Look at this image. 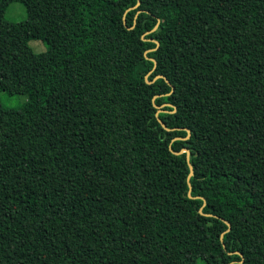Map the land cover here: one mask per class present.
Wrapping results in <instances>:
<instances>
[{
	"label": "trees",
	"instance_id": "trees-1",
	"mask_svg": "<svg viewBox=\"0 0 264 264\" xmlns=\"http://www.w3.org/2000/svg\"><path fill=\"white\" fill-rule=\"evenodd\" d=\"M137 2L0 0V264H264V0Z\"/></svg>",
	"mask_w": 264,
	"mask_h": 264
},
{
	"label": "rangeland",
	"instance_id": "rangeland-1",
	"mask_svg": "<svg viewBox=\"0 0 264 264\" xmlns=\"http://www.w3.org/2000/svg\"><path fill=\"white\" fill-rule=\"evenodd\" d=\"M6 17L10 21H23L27 18V9L24 3L14 2L10 5L7 10ZM30 46L35 52H44L47 50V44L40 39H31L29 42ZM2 102L10 107H17L28 100L27 94H14L10 95L6 91L1 92ZM198 264H202L201 261Z\"/></svg>",
	"mask_w": 264,
	"mask_h": 264
},
{
	"label": "water",
	"instance_id": "water-1",
	"mask_svg": "<svg viewBox=\"0 0 264 264\" xmlns=\"http://www.w3.org/2000/svg\"><path fill=\"white\" fill-rule=\"evenodd\" d=\"M141 4V0H138V2H137V4L135 5V7H137V6H139ZM125 22H126V19L124 20ZM159 22L160 21H158V23L156 24V26L153 28V30L152 31H154V30H156L157 28H158V26H159ZM132 27H134V26H132ZM131 27V28H132ZM152 40H154V41H156L157 42V44L159 45L160 43H159V41H157L156 39H152ZM154 49H156V48H154ZM150 50H152V49H150ZM149 51V50H148ZM147 51V52H148ZM154 62H155V67L154 68H156V65H157V62H156V60L154 59V58H151ZM153 71V70H152ZM151 71V72H152ZM160 77H165L163 74H158L155 78H154V80H156L157 78H160ZM146 78H147V81L148 82H150V83H152L153 81H149L148 80V75L146 76ZM168 82H169V80H167ZM169 104V103H168ZM156 107L158 108V110H157V116H158V119H159V121L161 122V124L166 128V129H170V128H168L167 126H166V124L164 123V121L159 117V113L163 110L162 109V106H158V105H156ZM188 130V136L187 137H185V138H188V137H190V129H187ZM177 138H180V137H176L175 139H177ZM174 153H176V154H182V153H184V152H186V154H187V160H188V163H189V166H190V173H189V176H188V182H189V185H190V189H189V196L190 197H194L193 195H192V193H191V191H192V184H191V176L192 175H194V166H193V164H192V162H191V159H190V154H191V152H190V149L189 148H187V147H185V148H182L180 151H174V150H172ZM204 205H206V202L204 203ZM203 205V206H204ZM200 212L202 213V214H206V215H214V216H216V217H220V216H218V215H215V214H212V213H204L203 212V207H201L200 208ZM223 219V221H225L227 224H228V230H230L231 229V227H232V225H231V223L228 221V220H226V219H224V218H222ZM228 230H226V231H228ZM221 240L222 241H224V233H222V235H221ZM236 252H238V251H236Z\"/></svg>",
	"mask_w": 264,
	"mask_h": 264
}]
</instances>
